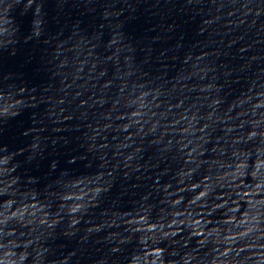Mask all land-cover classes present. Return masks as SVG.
I'll list each match as a JSON object with an SVG mask.
<instances>
[{
    "label": "water",
    "instance_id": "1",
    "mask_svg": "<svg viewBox=\"0 0 264 264\" xmlns=\"http://www.w3.org/2000/svg\"><path fill=\"white\" fill-rule=\"evenodd\" d=\"M0 264H264V0H0Z\"/></svg>",
    "mask_w": 264,
    "mask_h": 264
}]
</instances>
